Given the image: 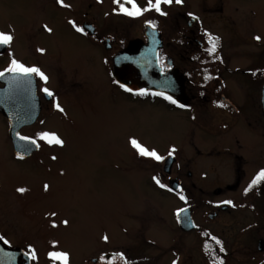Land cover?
I'll return each mask as SVG.
<instances>
[{
	"label": "flooded vegetation",
	"instance_id": "af4514ba",
	"mask_svg": "<svg viewBox=\"0 0 264 264\" xmlns=\"http://www.w3.org/2000/svg\"><path fill=\"white\" fill-rule=\"evenodd\" d=\"M135 3L149 7V0ZM120 4L124 0H0V33L13 37L0 46L3 154L21 163L53 159L52 148L64 147L65 140L52 124L72 119L76 105L83 110L88 93L122 115L135 102L136 113L165 118L180 130L178 140L156 152L159 160L136 151V167L151 170L144 178L168 183L177 197L126 201L124 218L129 214L133 224L125 219L108 224L103 216L101 236L94 239L88 225H27L38 215L29 213L31 218L16 207L17 199L0 197V264H59L50 252L67 253V264H264V181L245 191L264 170V0H173L159 12L150 8L135 16L121 12ZM132 40L151 42L155 60L137 58L146 55L138 50L134 65L165 74L169 94L152 91L141 79L131 91L114 77V58ZM12 59L38 68L47 80L6 72ZM39 124L63 145L40 139ZM10 131L31 142L28 154L15 153ZM181 136L187 137L188 150L180 153ZM151 146L143 145L154 151ZM181 163L182 173L176 169ZM222 165L230 170L229 180ZM157 166L163 171L158 175ZM172 179L181 191L169 187ZM210 183H216L213 197L205 196ZM236 190L238 195L229 194ZM182 210H190L186 227L177 218ZM14 214L20 225L10 220ZM117 229L132 231L134 242L119 244Z\"/></svg>",
	"mask_w": 264,
	"mask_h": 264
},
{
	"label": "rangeland",
	"instance_id": "374dc122",
	"mask_svg": "<svg viewBox=\"0 0 264 264\" xmlns=\"http://www.w3.org/2000/svg\"><path fill=\"white\" fill-rule=\"evenodd\" d=\"M5 17L14 19L9 13ZM58 38H62L59 33ZM133 104L136 103L130 102L129 109L126 105L122 115L111 105L100 103L98 94L88 93V98L82 101L83 110L81 105H76L72 110V119L52 124L61 132L65 146L52 148L53 159L45 158L43 163L6 159L3 152L6 151L7 142L5 136L0 134V197L17 199L19 203L16 207L20 212L23 207L29 217V213L38 215L25 221L27 225H88L84 228L91 232L93 239L101 236L103 216L107 217L108 224H115L117 219L120 224L123 219L126 224H133L127 219L129 214L126 213L124 218V212L128 209L126 201L131 200L134 205L136 197H177L168 190V183L164 186L144 178L151 170L144 165L136 167L137 150L130 140L135 139L141 146L148 143L152 145L151 150L159 152L170 141L178 140L180 130L165 122V118L136 113ZM155 109L161 110L159 107ZM48 129L43 124L36 128L39 134ZM211 140H218V137ZM186 143L187 137L182 140L181 136L177 143L182 146L180 153L188 150ZM222 166L220 169L224 170V176L229 180L230 170L226 165ZM176 169L180 173L185 170L182 163ZM159 172L163 171L157 166L156 174ZM45 185L48 186L47 190ZM215 185L206 189L211 190ZM18 189L25 191L19 192ZM238 192L236 190L229 194L238 195ZM206 193L205 196H214L212 190ZM22 200L28 202V207ZM69 216L72 217L71 221L65 223L64 219H69ZM10 220L20 225L22 219L14 214ZM3 221L7 222L8 219L3 217ZM114 234L120 238L119 244L125 247L135 240L129 229H117Z\"/></svg>",
	"mask_w": 264,
	"mask_h": 264
},
{
	"label": "water",
	"instance_id": "95a60500",
	"mask_svg": "<svg viewBox=\"0 0 264 264\" xmlns=\"http://www.w3.org/2000/svg\"><path fill=\"white\" fill-rule=\"evenodd\" d=\"M144 51L146 55H138L137 58H145V59H152L155 60V56L150 54V50H152L151 42L149 41L147 45H144L142 42L138 40L130 41L127 46L120 51V53L114 58V77L121 83L124 84L126 89L131 91H136L137 89V82L141 79V83L148 86L149 89L155 92H160L162 94H169L168 90V80L167 76L161 75L157 72L156 69H143L138 70L134 65V60L136 59V51ZM148 51V52H147ZM0 109L2 112H5V103H0ZM12 136V140L14 143V151L18 156H24L28 154V148L31 147V142H22L20 137L14 132L10 131ZM32 141V140H31ZM169 187L174 191H181V187L179 185V181L177 179H172L170 181ZM190 210H182L180 213L177 214L178 222L180 226L186 227L188 222L190 223ZM190 227L192 225H189Z\"/></svg>",
	"mask_w": 264,
	"mask_h": 264
},
{
	"label": "snow or ice",
	"instance_id": "6c2138e0",
	"mask_svg": "<svg viewBox=\"0 0 264 264\" xmlns=\"http://www.w3.org/2000/svg\"><path fill=\"white\" fill-rule=\"evenodd\" d=\"M114 2L119 3V0H114ZM173 0H149V7L145 8V9H141L138 7V5L135 3V0H124V4H131L132 7L131 9L127 8L124 6V4H120V11L125 13L126 15H130V16H135V15H140L142 14L143 11H147L150 8H155V10L157 12L160 11V5L162 3L165 4H170L172 3ZM176 3H180L181 0H175ZM162 15L164 13H161ZM77 31H81V29L77 28ZM13 37L10 34H6V33H0V46L3 45H8L11 41H12ZM212 40V47L209 49L210 52H214L215 51V40L213 38H210ZM256 39H259V37H257ZM6 72L9 73H13L16 74L19 77H30L31 75L35 74L40 76L41 79L43 80H47V77L36 67H26L24 66L22 63L18 62L15 59H12L10 61L9 67L5 70ZM4 72H0V77L4 76ZM15 78V77H14ZM43 91L49 95L52 96L53 94L48 90V89H43ZM173 103H175V101H173ZM56 107L60 110L63 111V109L59 108V105L57 104ZM40 139L46 140L49 144H58V145H63V141L56 136L55 134L52 133H42L40 134ZM21 139H27L26 137H21ZM32 143H35V141L33 140ZM131 145L138 151V153L141 156H150L153 157L157 160L161 159L160 156H158V154L155 151H149L146 148H144L143 146H141L135 139L130 140ZM174 151V149L172 150ZM172 152H169V155H171ZM55 159V157H54ZM264 181V170H261L256 177L253 178V180L251 181V183L249 184L248 188L245 189V191L247 192L248 190H250L253 186L257 185L259 182ZM157 183H159V181H157ZM163 187V185H161ZM48 186L45 185V189L47 190ZM19 192H24L25 189H18ZM183 199V197H181ZM225 203H230V202H225ZM65 223H67L65 221ZM55 227V225H53ZM2 239V238H0ZM105 239H107L105 237ZM4 243H7L6 241H4ZM217 243H219V241H217ZM221 251H223V248L220 249ZM49 258L53 259L54 261H58L59 264H67V253H63V252H50L49 254ZM32 257L35 258V253L32 252ZM222 264V262H221Z\"/></svg>",
	"mask_w": 264,
	"mask_h": 264
}]
</instances>
